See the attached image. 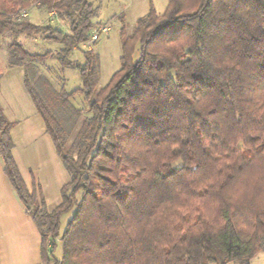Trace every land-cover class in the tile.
<instances>
[{"label": "trees", "instance_id": "16d2710c", "mask_svg": "<svg viewBox=\"0 0 264 264\" xmlns=\"http://www.w3.org/2000/svg\"><path fill=\"white\" fill-rule=\"evenodd\" d=\"M33 7L68 30L32 23ZM97 14L91 0H0L9 64L24 68L70 176L50 210L24 180L0 104V157L41 230L42 264H251L264 250V0L151 5L122 30L121 66L100 89L99 55L84 48ZM21 35L60 42L81 87L56 88L41 69L50 52L31 53Z\"/></svg>", "mask_w": 264, "mask_h": 264}, {"label": "crops", "instance_id": "0c3cea01", "mask_svg": "<svg viewBox=\"0 0 264 264\" xmlns=\"http://www.w3.org/2000/svg\"><path fill=\"white\" fill-rule=\"evenodd\" d=\"M130 2L132 5L131 7L129 5L127 10L133 8L137 20L147 14L151 5L157 9L154 0H130ZM167 4L168 2L166 6ZM5 39L0 35V104L6 117L16 123L12 130L15 160L30 189L40 185L41 193L45 198L46 189H49V186H56L57 193L60 190L61 196V188L66 179L64 174V180L59 181L58 178L61 168L59 153L53 139L46 132L44 120L25 86L24 68L9 64L8 53L4 50ZM36 129L39 132H36ZM56 198L59 200L58 196ZM48 208L52 210L54 207ZM0 264H42L41 230L11 185L1 157Z\"/></svg>", "mask_w": 264, "mask_h": 264}, {"label": "rangeland", "instance_id": "374dc122", "mask_svg": "<svg viewBox=\"0 0 264 264\" xmlns=\"http://www.w3.org/2000/svg\"><path fill=\"white\" fill-rule=\"evenodd\" d=\"M96 7H98V14L95 17L94 21L97 25L96 32H99V39L93 45L89 47H84L86 49L93 48L95 52L99 55V67H100V75L97 84V89L105 86L111 79L114 72H116L120 66V57L122 54V35L121 32L124 29L126 34H130L136 24L137 14H134L133 8L128 11V7L132 5L130 0H91ZM157 9L161 12L164 11L166 3L168 0H154ZM30 21L32 23L47 25L50 24L55 27H60L63 30H68V26L65 20L54 17L50 15L44 9H39L38 7H33L30 10ZM126 18L123 20L122 17ZM56 16V15H55ZM106 25L109 28L108 32H102V27ZM3 36L2 34H0ZM36 35L26 36L21 35L20 41L23 45L34 54H44L50 52L49 56L45 59V61L41 64V69L44 75H46L49 80L54 84V86L58 89L65 88L66 91L72 92L75 89L81 87L82 80L79 73V69L77 67H63L61 66L58 52L61 48L62 44L58 41L47 40L43 37H35ZM39 36V35H38ZM4 37V36H3ZM4 41V50L8 53V45L12 40V36L10 33L6 34ZM73 60L83 61V57L79 51H75L72 55ZM1 60V59H0ZM76 102V101H75ZM77 102L79 104L84 105L85 101L82 95L78 96ZM86 107V105H84ZM36 132H39L36 129ZM60 158V166L57 167V170H60V174L58 172V178L60 180L63 179V174L66 179L65 183L69 181L70 176L69 172L62 163V158ZM58 189L56 186H49V189H46V202L48 207H55L57 203H59L61 196L60 190L57 193ZM58 196V199L56 198ZM57 201V202H55ZM76 210L74 207L71 211L63 215L61 220V230L64 231L66 229L68 221L72 218ZM63 254V246L61 242H58V247L55 252V255L58 258H61ZM230 264H239L237 262H231ZM251 264H264V250L260 251L255 255Z\"/></svg>", "mask_w": 264, "mask_h": 264}, {"label": "built area", "instance_id": "2783aa9c", "mask_svg": "<svg viewBox=\"0 0 264 264\" xmlns=\"http://www.w3.org/2000/svg\"><path fill=\"white\" fill-rule=\"evenodd\" d=\"M19 14H20L21 17H26V16H28L29 11L26 10V9H21V10H19ZM50 15L55 16L56 13L55 12H51ZM101 30L104 31V32H108L109 28L107 26H104V27H102ZM98 39H99V32H94L93 35L91 36L90 40L87 43L84 44V47L91 46V44L94 43L95 41H97Z\"/></svg>", "mask_w": 264, "mask_h": 264}]
</instances>
